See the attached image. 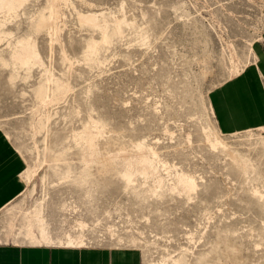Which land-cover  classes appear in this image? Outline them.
<instances>
[{
	"label": "rangeland",
	"instance_id": "374dc122",
	"mask_svg": "<svg viewBox=\"0 0 264 264\" xmlns=\"http://www.w3.org/2000/svg\"><path fill=\"white\" fill-rule=\"evenodd\" d=\"M262 57L264 0H0V241L264 264V125L211 100Z\"/></svg>",
	"mask_w": 264,
	"mask_h": 264
},
{
	"label": "crops",
	"instance_id": "0c3cea01",
	"mask_svg": "<svg viewBox=\"0 0 264 264\" xmlns=\"http://www.w3.org/2000/svg\"><path fill=\"white\" fill-rule=\"evenodd\" d=\"M258 72L264 76V58L255 67L228 80L212 93L217 118L228 132L264 125V95ZM0 143V208L22 187L17 177L19 159ZM12 153V154H11ZM0 264H138L133 251L67 243L0 241Z\"/></svg>",
	"mask_w": 264,
	"mask_h": 264
},
{
	"label": "bare ground",
	"instance_id": "6f19581e",
	"mask_svg": "<svg viewBox=\"0 0 264 264\" xmlns=\"http://www.w3.org/2000/svg\"><path fill=\"white\" fill-rule=\"evenodd\" d=\"M27 47H28V45H27ZM26 48H25V46H24V49H23V51L25 50ZM26 51V50H25ZM29 51V50H28ZM27 51V52H28ZM30 52V51H29ZM23 53H25V52H23ZM33 53V52H32ZM32 53H31V55L30 56H32ZM25 55V54H24ZM27 55V54H26ZM29 56V55H28Z\"/></svg>",
	"mask_w": 264,
	"mask_h": 264
},
{
	"label": "built area",
	"instance_id": "2783aa9c",
	"mask_svg": "<svg viewBox=\"0 0 264 264\" xmlns=\"http://www.w3.org/2000/svg\"><path fill=\"white\" fill-rule=\"evenodd\" d=\"M260 132L264 134V128H263V129H261V130H260Z\"/></svg>",
	"mask_w": 264,
	"mask_h": 264
}]
</instances>
